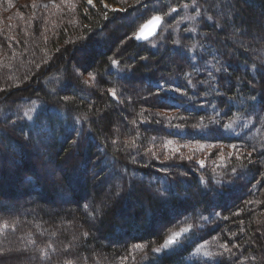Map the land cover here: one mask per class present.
<instances>
[{
	"label": "trees",
	"instance_id": "1",
	"mask_svg": "<svg viewBox=\"0 0 264 264\" xmlns=\"http://www.w3.org/2000/svg\"><path fill=\"white\" fill-rule=\"evenodd\" d=\"M11 1L0 0V264H264V0H74L52 18L34 0L19 17ZM147 3L175 8L139 43ZM198 144L211 147L204 166L183 152Z\"/></svg>",
	"mask_w": 264,
	"mask_h": 264
},
{
	"label": "rangeland",
	"instance_id": "2",
	"mask_svg": "<svg viewBox=\"0 0 264 264\" xmlns=\"http://www.w3.org/2000/svg\"><path fill=\"white\" fill-rule=\"evenodd\" d=\"M25 1H29V0H12L9 4H7V5H9V6H11L12 8H13V12L14 13H16V15H19V17H23V13L22 12H20L19 10H17V6H19L20 7V5H21V3H23V2H25ZM31 2L33 1V0H30ZM35 2L33 3V4H31V5H33L34 6V10L36 9V8H38V7H40V8H43V9H48L49 7H53L52 9H53V11L51 10V11H49L48 13H46L47 14V16L49 17V18H52V17H55V16H61V14H62V11H63V9L60 7L59 8V4L61 3H64V4H69V3H73L74 2V0H34ZM112 2V1H111ZM157 2H158V0H157ZM115 3V2H114ZM146 3V2H145ZM150 3V2H149ZM85 5L86 6H93L94 5V2H93V0H92V3L91 4H89L88 3V0H85ZM149 4L147 3L146 5L145 4H143V6H145V7H148V17H147V19H149V18H151L152 16H155V15H157V16H160L161 18H164V19H167L169 16H170V14H171V12H172V9H174L175 7H161V5L160 4H158V5H154V6H148ZM67 6H69V5H67ZM70 6H72L73 7V5H70ZM162 6H166V5H162ZM102 7L103 8H105V9H107V10H117V11H120V12H124V9L123 8H121L120 6H115L114 4H110V3H107L106 1H102ZM157 9H162L163 10V12L160 14V13H155V11L157 10ZM69 10H74V9H69ZM152 10V11H151ZM142 11V10H141ZM145 11H147V10H145ZM145 11H142V12H145ZM158 12V11H157ZM216 12V16L219 18V19H221L222 17H221V15H224V14H220V11H215ZM228 13V12H227ZM134 16L135 15H131V16H129L128 18H125L124 20H119L118 22H119V24L122 26V28H126L128 25H129V23L133 20V18H134ZM146 19V20H147ZM168 20H170V18H168ZM73 21H74V19H73ZM174 23H177V22H174ZM229 26H228V31L232 34V32H233V29H232V27H231V23L229 22V24H228ZM33 26L34 25H31V26H29V29L31 30V31H34V29H33ZM119 29L118 30V33H122L123 32V29ZM246 32H241V37L242 38H244L245 39V37H247L246 36V34H245ZM248 34V33H247ZM154 38V37H153ZM153 38H151L150 40H152ZM250 38V40H251V42L253 43V44H256V43H258L259 42V38H256L255 36H251V37H249ZM149 40V41H150ZM45 42H47L46 40H45ZM109 43V42H108ZM231 43L232 44H234V45H237V46H239L240 45V43H239V41L238 40H231ZM241 46V45H240ZM159 51H162V49L161 48H159ZM90 54V53H89ZM16 55V52L15 51H13V53H12V57L13 56H15ZM91 55H93V52H91ZM163 56H164V58H162V60L164 59V61H166V62H168V60H167V57L169 56V55H164V54H162ZM15 61V65L17 64V61H18V59H16V60H14ZM165 63V62H164ZM172 63H170L169 65H171ZM20 67V66H19ZM19 72V71H18ZM154 74H156L155 73V70L154 71H152ZM242 72V71H241ZM15 77V75H12V76H10V78H14ZM117 78H118V76H117ZM83 80H84V82L86 83V81H89L90 82V84L91 85H94L95 84V82H96V79H95V77L93 76V75H91V73H88V75L86 76V77H84L83 78ZM52 81H53V79H52ZM135 81H136V83H135ZM140 80L139 79H134L133 81H131L132 82V84L130 85L131 87H130V90H131V92H136V95L137 96H140V95H142V93H140L139 92V90H137V83H138V85H139V82ZM63 86H59L58 87V89H61V91L63 90V88H62ZM143 88H145V87H143ZM68 89V88H67ZM139 94V95H138ZM129 101V100H128ZM160 114L161 115H163V116H165V117H169V116H171V113H168V112H160ZM208 146H210V145H204V144H198V147H196V148H191V147H189V146H186V148L184 149V153L185 154H187V155H189L190 157H194L195 155L197 156V159L199 160V162L201 163V165H205L204 164V162L206 161L205 160V157H206V155L210 152V148L208 147ZM228 152H229V154L227 155V156H230V157H233L234 155H232V151L231 150H227ZM236 151V150H235ZM166 153H168V154H170L169 152H166ZM236 153H237V151H236ZM224 157V156H223ZM223 157L221 158V157H219V158H216V157H214V159L211 161V165H214V166H217V165H221L223 162H224V159H223ZM208 160V159H207ZM200 165V166H201ZM9 170H11L10 168H9ZM8 170V171H9ZM50 175L52 174V173H49ZM48 174V175H49ZM57 200V201H56ZM56 200H54L55 202H56V205H60V201L58 200V199H56ZM20 202L21 201H14L13 203H11L10 204V207L11 208H19L20 207ZM0 204H3V205H7L8 203H6V202H4V201H0ZM2 226H4V225H2ZM157 226V228H158V225H156ZM174 241V240H173Z\"/></svg>",
	"mask_w": 264,
	"mask_h": 264
},
{
	"label": "water",
	"instance_id": "3",
	"mask_svg": "<svg viewBox=\"0 0 264 264\" xmlns=\"http://www.w3.org/2000/svg\"><path fill=\"white\" fill-rule=\"evenodd\" d=\"M156 17V16H155ZM154 17H152L151 19H149L147 22H145L140 28L139 30L136 32V35L134 36V39L138 42H144L149 40L150 38L154 37L157 35L158 30L160 29V25L162 23V20L160 19V21L156 24L153 25L151 23V21L153 20ZM145 25H147V27H145ZM137 36H140V39H137Z\"/></svg>",
	"mask_w": 264,
	"mask_h": 264
},
{
	"label": "snow or ice",
	"instance_id": "4",
	"mask_svg": "<svg viewBox=\"0 0 264 264\" xmlns=\"http://www.w3.org/2000/svg\"><path fill=\"white\" fill-rule=\"evenodd\" d=\"M88 3L91 4L92 3V0H88ZM160 19H161L160 16H156V17L153 18V20L151 21V23L153 25H156L160 21ZM145 27H147V25H145ZM137 39H140V36H137ZM115 63L116 62L113 61V64H115ZM189 83H191V82L189 81ZM169 90H171V91H178V92H180V94H183V92H182V90L180 88H172V89H169ZM156 92H157V95H160L162 93L161 91H156ZM201 107H203V105H201ZM249 107L250 108H253L252 105H249ZM224 115H227V113H224ZM178 119H183V117H178ZM246 126L247 125H245V127ZM176 127H179V126L177 125ZM220 127H223V125L221 124ZM169 143H171V141H169ZM201 166H203V165H201ZM168 244H173V240H169L168 241Z\"/></svg>",
	"mask_w": 264,
	"mask_h": 264
}]
</instances>
